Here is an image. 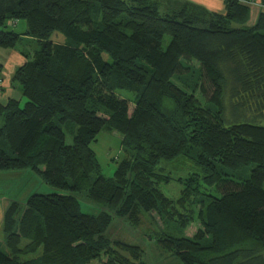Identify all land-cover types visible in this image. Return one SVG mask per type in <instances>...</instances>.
<instances>
[{
  "label": "trees",
  "instance_id": "1",
  "mask_svg": "<svg viewBox=\"0 0 264 264\" xmlns=\"http://www.w3.org/2000/svg\"><path fill=\"white\" fill-rule=\"evenodd\" d=\"M249 18L240 0L225 13L189 1L0 0V47L26 58L12 75L25 103L0 105V170L31 169L70 191L10 204L0 264H147L142 246L109 235L113 219L138 226L144 212L200 223L158 239L183 264H264V12ZM21 20L24 32L8 29ZM195 65L199 81L179 85ZM102 130L121 133L126 152L112 177L92 148ZM179 155L203 173L178 178L174 199L157 166ZM251 164L244 180L223 169ZM76 193L110 211L84 212Z\"/></svg>",
  "mask_w": 264,
  "mask_h": 264
},
{
  "label": "rangeland",
  "instance_id": "2",
  "mask_svg": "<svg viewBox=\"0 0 264 264\" xmlns=\"http://www.w3.org/2000/svg\"><path fill=\"white\" fill-rule=\"evenodd\" d=\"M20 23L17 27L8 23V29H15L18 32H22L25 28V22L23 20L19 21ZM51 39L55 40L59 43H64L68 39L62 34L61 32H55ZM170 41V36L166 37V43ZM22 46V43L19 44ZM105 58L108 61H111L110 56L108 54L105 55ZM200 77V69L197 65L193 67V72L186 73L183 78L178 79L175 77V80L178 82L179 85L184 86V83H189L191 86L194 85L195 82L199 81ZM199 93V91L197 92ZM117 94L122 97L129 99L130 101L134 100V93L126 91V90H118ZM199 99L205 103L206 100L204 97H199ZM26 101V98L23 99L21 105H23ZM76 124L70 123L69 125L64 126V130L67 133V143L72 142V135L76 130ZM92 148L96 152L97 158L100 162L102 173L107 177L114 176L116 167L120 160H122L126 152L123 149L122 145V135L117 131L110 132L108 130H102L98 136L97 140L92 143ZM222 167V166H220ZM254 167V164L244 166L236 171H232L230 168L223 167V169L232 175L235 179L244 180L249 177L251 169ZM157 168H161L162 171L171 175V180L169 183H162L161 188L164 193L174 199L179 198L181 194V190L184 187V184L178 181V178H187L188 176L192 175L193 173L202 174L201 167L195 162L191 155H179L178 157L170 160L162 159ZM35 173V172H34ZM33 173V175H34ZM35 177L39 179L38 181H42V185L38 184L37 179L32 181V185H30L29 181H25L28 186H23V189L18 191L17 199L20 200L22 206L25 205L26 198V191L30 189L33 185L35 187V191L41 193H56V192H63L68 193L70 191H62L54 186H51L45 183L42 178L35 173ZM24 182V181H23ZM22 182H20V185ZM80 203L82 210L84 212L90 214H98L103 210H108L97 203L90 202L86 199V197L82 193H76ZM25 202V203H22ZM189 207V205H185ZM183 210V208H180ZM196 210V206L194 207ZM178 216L174 218L165 217L161 218L158 213L154 212H144L142 216V222L140 225L136 226L130 224L124 218H115L113 219V223L109 230V235L112 236L115 240H121L127 243L138 244L144 248V261L147 264H183L180 258L176 255V253L168 248H165L161 245L158 241L159 237L165 235H172V236H193L196 230L198 229L199 222L195 221L192 224L188 225L186 228H182L178 225V221L176 220ZM2 249L7 251V247L5 244L2 245ZM41 250L38 251L37 254H40ZM95 264H99L96 263Z\"/></svg>",
  "mask_w": 264,
  "mask_h": 264
},
{
  "label": "crops",
  "instance_id": "3",
  "mask_svg": "<svg viewBox=\"0 0 264 264\" xmlns=\"http://www.w3.org/2000/svg\"><path fill=\"white\" fill-rule=\"evenodd\" d=\"M167 1V0H165ZM176 3H182L189 1L196 4L208 11L225 13L227 10V0H168ZM246 3L250 7V18L248 21L249 25H253L259 18V15L264 12V5L261 0H240ZM13 24V23H12ZM20 23H16L17 27ZM25 30V28H24ZM24 30L22 32H24ZM26 58L21 54L18 48H2L0 47V105H6L8 100L14 98L19 102L23 101V95L20 87L16 82L12 81V75L15 69L24 64ZM2 119L0 117V125ZM31 169H10L0 170V245L5 243V233L3 230L5 212L13 201L17 199L18 191L24 189L27 185L25 181H29L32 185V181L37 179L35 173ZM39 179H37L38 181ZM24 181V182H23ZM20 182L22 184L20 185ZM38 184L42 185V181H38ZM34 185L26 191L24 198L27 201L28 197L32 195L35 190ZM41 193V192H39ZM25 203V202H22Z\"/></svg>",
  "mask_w": 264,
  "mask_h": 264
}]
</instances>
